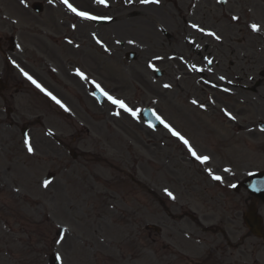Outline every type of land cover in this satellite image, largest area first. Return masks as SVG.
I'll list each match as a JSON object with an SVG mask.
<instances>
[{
  "label": "rangeland",
  "instance_id": "1",
  "mask_svg": "<svg viewBox=\"0 0 264 264\" xmlns=\"http://www.w3.org/2000/svg\"><path fill=\"white\" fill-rule=\"evenodd\" d=\"M72 1L83 9L95 10L90 0ZM45 11L57 13L49 7H45ZM221 11L213 0L207 1L206 12L191 22L214 27L225 36L233 35L235 27L231 23L218 22ZM234 11L237 15L238 8ZM241 13H253L242 16L250 17L251 21L264 20V16H257V13H264V0H250ZM58 15L62 17L60 13ZM141 19L135 21L133 32L120 39L125 42L122 46L127 52L136 53V62L120 64L121 57L116 54L106 61L110 66L104 67L98 51L94 55L88 52L93 46L85 38L80 41L77 53L64 50L68 56L64 60L65 72L72 70L68 67L70 63L90 68L91 73L102 77L99 80L116 97L140 110H159L167 122L185 133L199 155L210 154V146L216 145L217 154L211 158L213 162L205 166V163L191 161L163 129L150 131L140 119L135 123L126 117H113L108 112V104H96L89 97L86 84L76 83L71 76L66 78L70 85H64L63 81L55 85L44 78L72 110L63 112L60 105L53 107L48 103L44 108L39 95L33 96L28 91L16 99L17 109H13L11 123L6 120L3 108L0 110V264H48L47 250L55 252L62 264H151V243L139 232L141 226L151 224L148 216L155 209V196L171 206L199 212L191 203L207 204L205 191L211 192L215 187L218 191L231 193V182L244 181L243 173H240V179L232 178L216 163L222 152L218 141L231 147L232 132L230 122L218 115V105L204 106L208 93H199L197 103L205 108L200 112L187 104L183 96L173 97V92L178 91L177 86H182L178 93L185 95L188 84L194 82V77H186L177 71L183 72L180 64L163 62L159 66L164 74L159 79H155L145 66L155 56L189 54L183 46L173 51L167 49L159 27L164 30L167 27L172 32L173 39L169 41L172 44L181 42L182 36L195 37V34L186 26L184 34L173 32L171 21L156 14L149 23H143ZM115 26L99 28L106 38L111 35L110 45L113 39L119 40L113 33ZM216 49L219 61L224 62L223 47L218 49L216 46ZM246 55L248 61L244 63L249 68L264 61V54L247 50ZM1 66L0 59V72ZM168 70L173 71L172 75H168ZM166 84L170 85L171 91L163 89ZM191 93L195 94L194 91ZM212 98L220 104L219 98ZM36 117L42 120L46 130L54 133L55 140L46 136L39 126H34L29 134L33 152L29 153L19 129ZM69 150L76 152L75 160L69 156ZM232 159L234 166L233 156ZM244 163H238L241 170L248 169ZM205 167L210 170L206 175ZM7 170H11L9 178ZM47 173H52L54 179L44 187L43 178ZM212 173L223 175L224 188L209 178ZM157 178L162 181L160 184ZM163 188L174 192L175 198H166L164 192L163 196L159 191ZM245 194L244 190L240 191V205L246 201ZM209 198L216 201L218 194ZM60 229L66 232L56 237ZM46 241L48 247L43 258L38 254L43 249L41 244ZM168 259L177 261L173 254Z\"/></svg>",
  "mask_w": 264,
  "mask_h": 264
},
{
  "label": "flooded vegetation",
  "instance_id": "2",
  "mask_svg": "<svg viewBox=\"0 0 264 264\" xmlns=\"http://www.w3.org/2000/svg\"><path fill=\"white\" fill-rule=\"evenodd\" d=\"M24 1L28 2V0ZM167 4L169 10H174L178 14H182L186 8L190 11V7L187 6L188 1L186 0H168ZM200 6L201 2L199 1L198 9L196 8V10H199ZM1 10H5L8 17L6 22L4 19L0 18L3 21L0 27L5 28L8 33H13L14 22L12 20V14L17 11H24V9L20 7L17 0H0V11ZM25 15L29 16L27 13ZM262 48L264 49V43L262 44ZM240 89L244 92L234 97L233 104L236 106L241 102L250 107L251 126L248 127V137L251 142L250 147L252 153L259 156V159L264 161V68L263 70L253 69L247 84L245 86H240ZM231 202L232 211L235 212L237 210V201L235 197L232 198ZM224 254L222 245H219L215 248V252H208L205 255L207 256V260H213L214 258L216 259L217 256L221 257ZM213 264H219V262L214 260Z\"/></svg>",
  "mask_w": 264,
  "mask_h": 264
},
{
  "label": "snow or ice",
  "instance_id": "3",
  "mask_svg": "<svg viewBox=\"0 0 264 264\" xmlns=\"http://www.w3.org/2000/svg\"><path fill=\"white\" fill-rule=\"evenodd\" d=\"M63 2L67 5V7L69 8V10L71 12H73L75 15L79 16L82 19L88 20V19H97L98 17H94L92 15H90L87 11H78L77 8L73 7L72 4L68 3V0H63ZM97 3H105V0H96ZM141 3H159V0H141ZM233 19H238V17H233ZM193 27H197L196 25H193ZM250 28L252 29V31L256 32L259 30L258 25L256 24H251ZM201 31H204L203 29H200ZM209 36H216L215 33L213 32H208L207 33ZM219 36H216V39H219ZM97 43H101V41L99 39H97L96 41ZM131 42V41H130ZM209 63H211V61H209ZM149 67H152L151 64H149ZM77 75H79L82 79H86V77L84 76V74L82 72H80L79 69H77L76 72ZM23 75L29 80L31 81V83L33 85H35L36 88L40 89L41 92H45L46 95L51 96V98L57 103L59 104L61 107H64L63 104H61V102L59 100L56 99V97L52 96L51 93L46 92V90L36 81L34 80L28 73L24 72ZM97 88H99L100 86L97 84L96 85ZM165 88L170 87V85H164ZM104 96L107 97V99L113 104L116 105L118 107H120L121 109H123L126 112H130L132 115H135V112L132 109H129L127 107V105L125 104L124 101L116 99L114 97H112L111 95H109L107 92H103L102 93ZM193 103H196V101H193ZM65 110L67 111V109L65 108ZM157 119L160 121V123H162L164 125L165 128H167L169 130V132L172 133L173 136H176L179 140H181L185 146L188 147V151L189 153L196 159L198 160L200 163H206L210 158L208 156H199L196 151L193 150V148L191 147V145L189 144L188 140H186L179 132L175 131L169 124L165 123L159 116H157ZM151 126V125H149ZM25 145L28 146V152L31 153L33 152V148L31 147V145L29 144L28 140L25 139ZM214 179L219 180L220 177L218 176H214ZM49 184L48 180L44 181V186L47 187ZM166 194L171 197V198H175L171 192H168L167 189H165ZM57 259H60V257H57Z\"/></svg>",
  "mask_w": 264,
  "mask_h": 264
},
{
  "label": "bare ground",
  "instance_id": "4",
  "mask_svg": "<svg viewBox=\"0 0 264 264\" xmlns=\"http://www.w3.org/2000/svg\"><path fill=\"white\" fill-rule=\"evenodd\" d=\"M114 108V107H113Z\"/></svg>",
  "mask_w": 264,
  "mask_h": 264
}]
</instances>
